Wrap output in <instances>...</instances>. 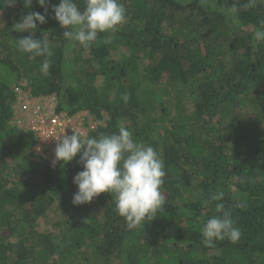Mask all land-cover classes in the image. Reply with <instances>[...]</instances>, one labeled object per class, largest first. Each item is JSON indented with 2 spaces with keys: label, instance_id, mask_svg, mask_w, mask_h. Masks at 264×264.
Masks as SVG:
<instances>
[{
  "label": "trees",
  "instance_id": "1",
  "mask_svg": "<svg viewBox=\"0 0 264 264\" xmlns=\"http://www.w3.org/2000/svg\"><path fill=\"white\" fill-rule=\"evenodd\" d=\"M121 2L126 22L88 48L68 41L54 14L37 21L52 55L31 57L15 24L44 8L0 0V264H264V43L254 41L264 0ZM24 83L35 98L56 96L57 112L92 116L88 137L124 126L152 146L167 173L164 210L130 230L111 193L74 205L80 154L36 159L37 136L14 122ZM218 203L241 236L206 246L201 230ZM51 212L52 231L36 229Z\"/></svg>",
  "mask_w": 264,
  "mask_h": 264
},
{
  "label": "clouds",
  "instance_id": "2",
  "mask_svg": "<svg viewBox=\"0 0 264 264\" xmlns=\"http://www.w3.org/2000/svg\"><path fill=\"white\" fill-rule=\"evenodd\" d=\"M37 2L44 8V13L29 12L15 24L16 31L29 33L18 38L17 47L31 57L52 55L44 37L34 36L37 21L44 24L49 15L54 14L53 18L65 29L63 35L68 41L78 42L84 48L96 43L99 33L118 31L127 20V9L121 0H86L83 10L76 0H60L58 5L52 4L51 0ZM200 2L204 4L207 0ZM253 2L249 0L244 7L251 6ZM226 11L232 17L238 13L236 7ZM254 41L264 43V22L255 31ZM110 42V39L105 40V43ZM49 67L45 59L41 67L44 75L48 74ZM122 98L127 102L126 94ZM72 129L71 135L56 136L58 143L53 164H67L80 154L78 163L83 170L73 178V183L78 187L73 195L74 205L90 203L101 193H111L116 211L125 218L130 230L139 229L146 221L151 222L158 211L164 210L166 195L162 189L167 173L164 161L152 146L137 142L133 133L124 126L118 132L98 138ZM223 196L224 193L219 192L213 195V199L222 200ZM216 212L219 215L208 219L202 227L203 243L212 246L215 241L225 239L237 242L241 231L231 212L225 210L222 203L216 205Z\"/></svg>",
  "mask_w": 264,
  "mask_h": 264
},
{
  "label": "built area",
  "instance_id": "3",
  "mask_svg": "<svg viewBox=\"0 0 264 264\" xmlns=\"http://www.w3.org/2000/svg\"><path fill=\"white\" fill-rule=\"evenodd\" d=\"M26 85L27 83H24L15 88L17 99L14 105V122L20 128L30 130L37 136V143L34 147L36 159L53 164L55 148L58 143L56 136L71 135L72 128L82 132H84V129L75 126L73 121L75 115L56 111V96L51 95L54 99V105L41 104L40 101L44 98H35L29 90L25 89ZM94 127L96 126H91L90 130ZM90 130H88L86 136H88Z\"/></svg>",
  "mask_w": 264,
  "mask_h": 264
},
{
  "label": "rangeland",
  "instance_id": "4",
  "mask_svg": "<svg viewBox=\"0 0 264 264\" xmlns=\"http://www.w3.org/2000/svg\"><path fill=\"white\" fill-rule=\"evenodd\" d=\"M41 104L48 103L49 105H54V99L52 96L44 98L42 101H40ZM73 121L75 122V126H80L84 129V133H86L88 130H90L91 126H96L97 122L93 119L92 116H90L87 112H81L79 114H76L73 117ZM53 219H55L54 212L48 213V215H45L43 217H40L39 219L33 220L34 226L36 229L43 231V232H51L53 229Z\"/></svg>",
  "mask_w": 264,
  "mask_h": 264
}]
</instances>
